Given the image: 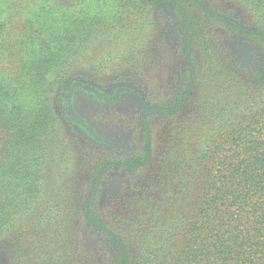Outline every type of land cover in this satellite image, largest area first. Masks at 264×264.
I'll return each mask as SVG.
<instances>
[{
	"label": "trees",
	"instance_id": "16d2710c",
	"mask_svg": "<svg viewBox=\"0 0 264 264\" xmlns=\"http://www.w3.org/2000/svg\"><path fill=\"white\" fill-rule=\"evenodd\" d=\"M213 3L0 0V264H25L40 247L26 248L23 228L35 231L45 245L62 243L59 251L66 253L59 259L72 252V228L64 227L68 211L62 208L71 206L75 170L68 165L67 127L56 106L64 105L69 93L74 104L72 88L85 80L100 83V75L119 62L125 70L147 60L163 63V49L152 38L156 17L164 10L177 16L186 87L177 98L151 105L142 115L144 150L127 166L139 170L152 159L155 114H150L175 117L192 90L204 87L209 97L192 140L198 150H183L180 157L183 210L167 214L146 200L149 213L138 216L134 225L136 248L127 242L134 232L118 234L90 204L83 220L105 234L117 264H264V65L255 78L249 76L238 60L217 57L213 39L217 24L254 40L264 51V11L257 28L246 29L217 13ZM106 35L112 37L106 56L100 57V39ZM193 49L205 62H199ZM203 64L210 74H204ZM116 165L124 164L109 167ZM94 175L98 179L99 172ZM44 228L51 233L42 237ZM45 253L43 264H50L51 252Z\"/></svg>",
	"mask_w": 264,
	"mask_h": 264
},
{
	"label": "rangeland",
	"instance_id": "374dc122",
	"mask_svg": "<svg viewBox=\"0 0 264 264\" xmlns=\"http://www.w3.org/2000/svg\"><path fill=\"white\" fill-rule=\"evenodd\" d=\"M213 4L217 13L246 29L255 30V22L262 20L264 0H214ZM156 18L154 28L157 33L152 39L163 49V63L157 66L147 60L143 65L141 62L132 63L125 70L119 62L112 72L100 75V83L85 80L77 84V90L72 88L74 104L69 102L70 93L66 95L68 106L58 102L56 110L65 121V142L72 154L71 164L68 165L72 171L75 170L76 180L68 195L72 207L64 204L62 208L68 211L63 214L64 227L72 228V252L59 259L66 253V250L59 251L62 243L45 245V240L35 238V231L23 228L20 236L26 248H37L40 244L32 257L24 259L25 264L45 263V251L51 252L50 264H117L115 248L105 234L83 220V211L88 204L92 212L118 234H125V230L126 233H135L127 241L131 248H136L138 241L134 226L136 219L149 213L148 203L163 207L167 214L180 215L182 212L184 199L180 196L183 185L180 157L183 150H198L192 140L201 126L203 104L209 97L204 87L192 90L184 109L175 117L161 112L150 114H155L151 119L152 159L139 170L127 166L144 150L142 115L151 105L166 104L177 98L186 87L187 75L179 54L177 16L164 10ZM110 37L106 35V38L100 39V57L106 56ZM213 39L217 57L238 60L240 67L255 78L264 65V51L256 47L258 44L254 40H246L217 24ZM113 51L115 55L118 53L116 48ZM193 53L199 62H205L199 51L193 49ZM202 66L204 74L211 73L206 64ZM74 121H79L81 126ZM112 162L124 165L109 167ZM96 172H99L98 179L94 175ZM93 185L95 189L89 197L90 186ZM44 229L46 232L42 237L47 232L51 233L49 229ZM40 233L37 232V235ZM32 237L33 245L30 244Z\"/></svg>",
	"mask_w": 264,
	"mask_h": 264
}]
</instances>
